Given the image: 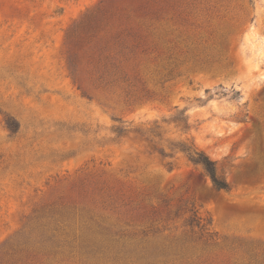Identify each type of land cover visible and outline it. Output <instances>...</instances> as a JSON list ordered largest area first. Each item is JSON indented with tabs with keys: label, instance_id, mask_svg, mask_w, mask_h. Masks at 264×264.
I'll list each match as a JSON object with an SVG mask.
<instances>
[{
	"label": "rangeland",
	"instance_id": "obj_1",
	"mask_svg": "<svg viewBox=\"0 0 264 264\" xmlns=\"http://www.w3.org/2000/svg\"><path fill=\"white\" fill-rule=\"evenodd\" d=\"M78 23L93 28H76L82 90L67 65ZM107 74L117 88L96 90ZM178 114L187 134L163 123ZM155 121L173 157L112 132ZM192 138L230 192L169 148ZM13 262H264V0H0V264Z\"/></svg>",
	"mask_w": 264,
	"mask_h": 264
},
{
	"label": "trees",
	"instance_id": "obj_2",
	"mask_svg": "<svg viewBox=\"0 0 264 264\" xmlns=\"http://www.w3.org/2000/svg\"><path fill=\"white\" fill-rule=\"evenodd\" d=\"M91 27L92 26L90 25L80 26L78 23V25L73 27L68 34V70L71 78L74 83L78 85L80 90L83 89L82 82L84 81L85 75L88 73L85 72L82 59L79 56V38L76 36V28H78L80 32H85L89 35L93 29ZM133 47L136 46L134 45ZM92 60L96 63V65L99 64L98 60H95V58H92ZM107 77L108 78H104L101 76L94 79L95 81H93L92 77L90 79L92 80L93 86L96 90L107 92L117 88L118 83V80L115 78L116 76L107 74ZM83 94L86 95L85 91H83ZM238 95L239 93H236V96ZM163 123H166L168 126L174 125L175 128L184 134H187L191 129L189 119L184 117L183 114H178L170 120H164ZM6 127L12 134H17L20 131V125L12 118L7 119ZM162 130L163 126L158 121L153 122L149 128L131 129L127 127L122 128L121 126H114L112 128V132L116 135V140H120L123 137L130 136L132 133H135L137 138L147 142L151 146L152 153H158L163 159H166L167 157H173V155L167 154L165 148L161 146V142L163 141ZM169 148L174 153H183L192 163L201 166L211 178L213 187L217 191L230 192L232 190V187L227 180L220 176L217 163L213 161L204 151L199 149L193 138L191 140L186 139L179 142H169ZM193 222L194 220L192 223ZM13 264L16 263L13 262ZM246 264H264V262H247Z\"/></svg>",
	"mask_w": 264,
	"mask_h": 264
}]
</instances>
